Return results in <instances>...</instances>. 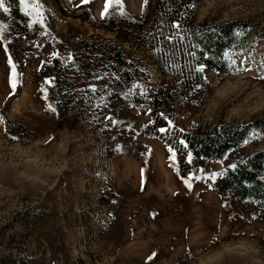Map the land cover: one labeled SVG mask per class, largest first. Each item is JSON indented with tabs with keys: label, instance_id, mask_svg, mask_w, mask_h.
Here are the masks:
<instances>
[{
	"label": "rangeland",
	"instance_id": "374dc122",
	"mask_svg": "<svg viewBox=\"0 0 264 264\" xmlns=\"http://www.w3.org/2000/svg\"><path fill=\"white\" fill-rule=\"evenodd\" d=\"M2 2L0 264H264L258 206L208 184L264 149V0H197L191 9L195 23L245 26L226 56L231 72L205 70L186 103L161 113L184 131L233 121L261 127L221 161L185 175L174 151L143 132L150 117L132 102L172 81L122 24L140 16L145 0L136 10L123 0L100 8L90 0ZM106 42L147 77L111 85L104 65L81 54Z\"/></svg>",
	"mask_w": 264,
	"mask_h": 264
},
{
	"label": "trees",
	"instance_id": "16d2710c",
	"mask_svg": "<svg viewBox=\"0 0 264 264\" xmlns=\"http://www.w3.org/2000/svg\"><path fill=\"white\" fill-rule=\"evenodd\" d=\"M149 1L144 2L140 16L125 17L122 24L125 29L133 30L135 41L151 54L162 73L172 81L171 85L162 81L149 88L145 98L133 97L132 102L141 114L150 117L143 132L157 137L174 151L179 172L185 175L192 166L221 161L261 127L260 122L233 121L184 131L171 126L161 113L186 103L196 86L204 83L205 70L222 75L231 72L225 53L238 48V30L245 25L238 21L195 23L191 9L197 0H157L153 8ZM86 48L81 54L87 62L93 56L104 65L111 85L126 89L147 77L116 42H106L105 48L98 52L93 51L91 45ZM201 66L203 70L199 71ZM115 99L120 101L121 97ZM161 128L166 131L161 132ZM188 155L191 163L187 161ZM233 165L235 167H225L217 178L208 182L211 190L222 197L255 203L264 218V149Z\"/></svg>",
	"mask_w": 264,
	"mask_h": 264
},
{
	"label": "bare ground",
	"instance_id": "6f19581e",
	"mask_svg": "<svg viewBox=\"0 0 264 264\" xmlns=\"http://www.w3.org/2000/svg\"><path fill=\"white\" fill-rule=\"evenodd\" d=\"M91 2H95L96 7L100 8L102 0H90ZM124 6L130 10H136L140 8L141 0H123ZM163 179L169 184H173V180L167 175L163 174Z\"/></svg>",
	"mask_w": 264,
	"mask_h": 264
},
{
	"label": "snow or ice",
	"instance_id": "6c2138e0",
	"mask_svg": "<svg viewBox=\"0 0 264 264\" xmlns=\"http://www.w3.org/2000/svg\"><path fill=\"white\" fill-rule=\"evenodd\" d=\"M20 3H21L22 6H25V0H20ZM145 3H147V0H145ZM0 7H3V2H2V0H0ZM4 11L7 12L8 9L5 8ZM105 11H107V6H106V8H105ZM177 27H178V25H177ZM225 55H227V53H225ZM9 63H11V60H9ZM198 70H199V71H202V70H203V66H201ZM14 87H15V84H13V88H14ZM93 91H95V89H93ZM108 119H111V117H109ZM160 131H161V132H165L166 129L161 128ZM181 143H184V142L181 141ZM232 167H235V165H232ZM189 187H191V185H189Z\"/></svg>",
	"mask_w": 264,
	"mask_h": 264
}]
</instances>
